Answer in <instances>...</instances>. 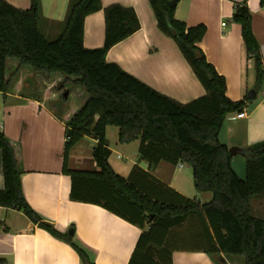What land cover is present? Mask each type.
Wrapping results in <instances>:
<instances>
[{
  "label": "trees",
  "instance_id": "1",
  "mask_svg": "<svg viewBox=\"0 0 264 264\" xmlns=\"http://www.w3.org/2000/svg\"><path fill=\"white\" fill-rule=\"evenodd\" d=\"M172 0H150L159 28L173 38L193 69L206 94L189 103H180L151 88L118 64L107 61L117 44L141 29L133 8L120 4L104 7L102 0H71L62 32L48 38L41 0H31L27 10L0 0V92H7V61L17 59L36 73H61L66 83L80 87L88 96L84 105L66 123L64 174L72 178L73 201L100 205L144 229L138 251L161 248L171 229L190 215L201 214L212 229L209 254L242 257L244 264H264V218L252 213L250 201L264 197V141L239 149L246 160V177L232 167L230 148L220 141L227 117L241 113L247 99L232 101L227 96V80L211 64L199 44L205 25L188 27L175 18ZM264 7V0H261ZM104 11L106 37L102 48L84 46L86 18ZM233 21L242 27L243 39L256 72L255 90L264 86V64L254 35L252 15L246 3L237 5ZM119 128V143L140 141V158L155 169L161 162L187 163L193 169L199 193L210 192L213 199L204 205L186 199L182 205L163 203L142 190L133 174L125 178L111 166L107 129ZM85 137L98 141L93 150L97 171L69 169L71 150ZM5 189L0 190V206L23 212L33 223L54 237L68 242L85 264H94L73 237L58 231L27 202L15 149L0 130ZM2 264V263H0Z\"/></svg>",
  "mask_w": 264,
  "mask_h": 264
},
{
  "label": "crops",
  "instance_id": "2",
  "mask_svg": "<svg viewBox=\"0 0 264 264\" xmlns=\"http://www.w3.org/2000/svg\"><path fill=\"white\" fill-rule=\"evenodd\" d=\"M6 1L22 10L31 7V0ZM41 2L44 17L41 28L48 38H55L63 30L71 0ZM102 3L104 7L120 4L133 8L141 24L138 32L109 51L108 62L118 64L151 88L180 103H189L206 94L175 40L159 28L150 0H102ZM244 3L252 15L253 32L264 64V7L261 0H179L175 6L177 20L185 22L188 27L206 26L207 32L199 46L207 60L226 78L227 96L232 101L247 99L246 116L239 118L240 113L229 115L219 137L230 149L235 147L238 150L264 141V86L260 91L255 90L254 63L249 58L242 27L233 21L237 5ZM105 37L104 11L89 15L85 20L84 46L102 48ZM40 75L52 74L36 73L31 67L22 66L17 59L7 61L6 78L10 85L7 92H0V130L15 149L27 202L43 219L65 235L71 236L69 233L73 232L74 242L94 264H244L242 257L207 253L213 244V234L201 214L190 215L182 225L171 229L163 247L142 248L137 253L140 238L148 231L149 225L142 229L100 205L73 201L72 178L64 174V154L66 123L77 110L49 106L50 97L56 96L49 94L48 90L39 94L41 83L36 79ZM251 91L257 92L252 103L248 98ZM81 97L85 103L88 96L82 93ZM108 130L109 127L107 139ZM108 141L113 156L115 151ZM83 143L88 145V151L78 152ZM97 144L92 137H85L77 144L70 152L69 169L99 170L93 159ZM130 145H135L137 152L127 165L126 174L116 170L111 157L109 162L125 178L130 177L136 168L134 181L154 199L172 205H182L190 199L201 206L213 199L212 193L196 190L194 174L181 172L183 163L173 165L163 161L155 169H149V164L140 158L139 140L120 143L116 150L119 158L129 154L127 147ZM237 156H233L232 167L240 178H245L246 168L243 170ZM177 166L179 174H176ZM192 187L195 194L190 196ZM4 189L0 150V190ZM250 206L255 216L264 218V197L260 196L255 205L250 203ZM0 263L85 264L68 242L54 237L23 212L1 206Z\"/></svg>",
  "mask_w": 264,
  "mask_h": 264
},
{
  "label": "rangeland",
  "instance_id": "3",
  "mask_svg": "<svg viewBox=\"0 0 264 264\" xmlns=\"http://www.w3.org/2000/svg\"><path fill=\"white\" fill-rule=\"evenodd\" d=\"M56 38V37H55ZM55 38H50V39H55ZM10 67H13L11 65ZM12 69H10L9 72H11ZM37 82L39 81L41 83V86L38 87L39 89V94H43L45 90H48V93L52 94V96L56 97H50L51 99L47 102L49 106L54 107L55 109L57 108H62L65 106V108L68 107L70 110H79L83 106V98L81 97V94L85 93L80 87L74 86L72 83H66V77L60 73H54L51 76H45V75H40L37 77ZM69 93V96L66 98V93ZM54 98V99H53ZM109 134H108V139L110 140V145L114 149V154L111 156V162L115 166L116 170L119 173H127L125 172L127 170V165L130 163L132 159H134L136 150H135V145H130L128 146V153L125 156H121L119 158L118 153L116 152L118 146H120L119 140H118V133L119 130L117 127H109ZM79 151H88V145L86 143H83L79 147ZM134 155V156H133ZM88 158L89 156H81ZM92 157V156H91ZM238 160L241 161L243 170L246 168L245 166V158L242 155L237 156ZM183 174H191L193 176V169L190 165L187 163H183ZM89 169V168H88ZM176 174H179V168L178 166L176 167ZM244 179V178H242ZM190 196H193L195 194V191L192 187V189L189 192ZM257 198H260V196H255L253 197V200L250 202L251 205H255V200ZM257 215V214H256Z\"/></svg>",
  "mask_w": 264,
  "mask_h": 264
},
{
  "label": "water",
  "instance_id": "4",
  "mask_svg": "<svg viewBox=\"0 0 264 264\" xmlns=\"http://www.w3.org/2000/svg\"><path fill=\"white\" fill-rule=\"evenodd\" d=\"M179 0H172L171 2H170V5L172 6V7H175L176 6V4H177V2H178ZM66 98L69 96V93L67 92L66 93ZM248 98H249V101L252 103L256 98H257V92L256 91H251L250 93H249V95H248ZM230 153L233 155V156H237L238 154H239V150H238V148H231L230 149ZM71 236L73 235V232H70L69 233Z\"/></svg>",
  "mask_w": 264,
  "mask_h": 264
},
{
  "label": "built area",
  "instance_id": "5",
  "mask_svg": "<svg viewBox=\"0 0 264 264\" xmlns=\"http://www.w3.org/2000/svg\"><path fill=\"white\" fill-rule=\"evenodd\" d=\"M246 116V112L244 111V112H242V113H240V114H238V117L239 118H243V117H245Z\"/></svg>",
  "mask_w": 264,
  "mask_h": 264
}]
</instances>
